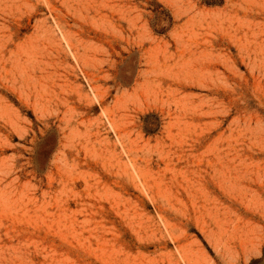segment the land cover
I'll list each match as a JSON object with an SVG mask.
<instances>
[{
	"label": "rangeland",
	"instance_id": "obj_1",
	"mask_svg": "<svg viewBox=\"0 0 264 264\" xmlns=\"http://www.w3.org/2000/svg\"><path fill=\"white\" fill-rule=\"evenodd\" d=\"M263 258L264 0H0V264Z\"/></svg>",
	"mask_w": 264,
	"mask_h": 264
},
{
	"label": "trees",
	"instance_id": "obj_2",
	"mask_svg": "<svg viewBox=\"0 0 264 264\" xmlns=\"http://www.w3.org/2000/svg\"><path fill=\"white\" fill-rule=\"evenodd\" d=\"M263 259H255V260H252L250 264H262L263 263Z\"/></svg>",
	"mask_w": 264,
	"mask_h": 264
}]
</instances>
